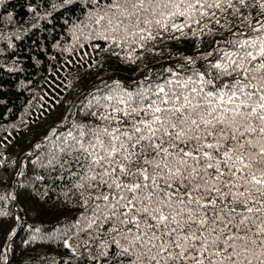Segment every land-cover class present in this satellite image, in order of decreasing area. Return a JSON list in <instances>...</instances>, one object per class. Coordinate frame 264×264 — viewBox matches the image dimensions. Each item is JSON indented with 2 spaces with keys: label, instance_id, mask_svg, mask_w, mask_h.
I'll use <instances>...</instances> for the list:
<instances>
[{
  "label": "snow or ice",
  "instance_id": "6c2138e0",
  "mask_svg": "<svg viewBox=\"0 0 264 264\" xmlns=\"http://www.w3.org/2000/svg\"><path fill=\"white\" fill-rule=\"evenodd\" d=\"M100 2L107 7L96 30L139 41L155 39L153 27L183 33L217 10L243 16L248 6ZM257 25L233 33L204 71L193 67L144 92L111 90L89 113L103 125H77L58 145L77 169L74 187L87 208L78 231L95 244L93 264H264V22Z\"/></svg>",
  "mask_w": 264,
  "mask_h": 264
},
{
  "label": "trees",
  "instance_id": "16d2710c",
  "mask_svg": "<svg viewBox=\"0 0 264 264\" xmlns=\"http://www.w3.org/2000/svg\"><path fill=\"white\" fill-rule=\"evenodd\" d=\"M106 7L97 0H0V264H93L95 244L85 245L78 231L87 208L74 187L77 169L58 145L77 125H103L89 113L111 90L144 92L193 67L204 71L205 58L227 48L233 33L264 22L257 0H248L243 16L217 10L183 33L153 27L155 39L125 40L122 30L94 27Z\"/></svg>",
  "mask_w": 264,
  "mask_h": 264
}]
</instances>
